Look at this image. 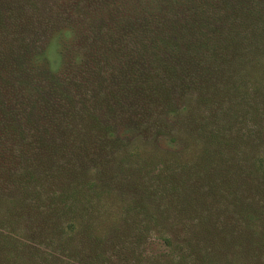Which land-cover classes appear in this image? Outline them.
<instances>
[{
	"label": "trees",
	"instance_id": "obj_1",
	"mask_svg": "<svg viewBox=\"0 0 264 264\" xmlns=\"http://www.w3.org/2000/svg\"><path fill=\"white\" fill-rule=\"evenodd\" d=\"M0 258L264 264V0H0Z\"/></svg>",
	"mask_w": 264,
	"mask_h": 264
},
{
	"label": "rangeland",
	"instance_id": "obj_2",
	"mask_svg": "<svg viewBox=\"0 0 264 264\" xmlns=\"http://www.w3.org/2000/svg\"><path fill=\"white\" fill-rule=\"evenodd\" d=\"M61 46H57V45H54V47H53V49H52V53H51V56L53 55V62L54 63H57V61H58V53H60V51H61ZM60 63V62H59ZM63 63V62H62ZM58 64V63H57ZM59 65V64H58ZM62 65V64H61ZM60 68V65L58 66V69ZM19 228V231H20V235H22L23 233H24V229H25V227H22V228H20V227H18ZM2 260H3V258H0V264H3V262H2Z\"/></svg>",
	"mask_w": 264,
	"mask_h": 264
}]
</instances>
